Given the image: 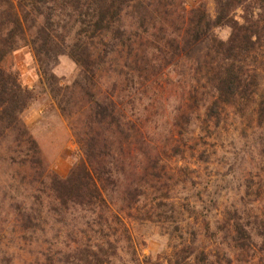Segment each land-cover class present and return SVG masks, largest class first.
Here are the masks:
<instances>
[{"label":"trees","instance_id":"1","mask_svg":"<svg viewBox=\"0 0 264 264\" xmlns=\"http://www.w3.org/2000/svg\"><path fill=\"white\" fill-rule=\"evenodd\" d=\"M204 1L187 9L184 0H0V65L31 46L83 154L65 178L49 169L22 117L33 93L0 66V156L20 176L16 195L23 191L3 202L25 240L52 231L42 244L35 237L42 264H263L255 259L264 218L244 206L194 223L193 237L179 236L165 261L140 259L121 215L175 233L190 224L174 192L195 170L173 161L188 150L200 161L208 155L195 124L214 138L232 114L256 130L264 155V0H214V18ZM219 27L231 29L226 41ZM62 55L78 67L66 85L53 72ZM170 67L182 69V95L163 131ZM209 203L199 208L213 211ZM212 224L227 250L217 260L195 246Z\"/></svg>","mask_w":264,"mask_h":264},{"label":"rangeland","instance_id":"2","mask_svg":"<svg viewBox=\"0 0 264 264\" xmlns=\"http://www.w3.org/2000/svg\"><path fill=\"white\" fill-rule=\"evenodd\" d=\"M184 2L187 9H191L197 7L201 0ZM204 3L214 18L215 1L205 0ZM242 14L241 10L236 13L240 21ZM214 31L216 36L224 41L231 34L228 27H219ZM0 66L6 71L17 73L23 86L32 91L33 101L24 112L23 120L38 141L49 169L62 178L67 177L74 165L83 159V154L69 122L60 113L48 90L31 46L14 51ZM53 72L66 85L74 80L78 67L67 55H62ZM166 72L171 82H165L163 131L168 130V121L172 118L173 109L182 95L181 84H177L182 69L170 67ZM248 124L231 114L220 130L221 134L213 135L214 138H207V133L197 129L199 125L195 124L196 135L203 137L200 144L206 142L204 148L207 149L208 155L200 161L196 152L188 150L185 157H178L173 161L180 167L187 166L190 170H195L194 173L187 174L186 179L182 177L186 182L180 184L174 192L178 209L185 213V218L190 222L187 227L184 226L175 233L174 227L169 224L121 214L130 229L141 260L165 261L171 246L180 241L179 236L190 240L195 231L193 226L202 225L207 216L208 221L219 220L225 211L234 206H244L251 216L260 215L264 218V155L261 152L263 145L259 144L262 140L254 134L256 130L251 129ZM20 185L18 172L0 156V264L3 260V264H42L39 252L44 248L40 244L43 238L52 237V231L49 228L45 235L42 232L36 233L35 237L41 239L40 244L35 242V237L31 238L27 234L28 240H25V234L22 233L16 214L10 206L11 202H3V197L9 198L13 195L17 201L21 200L23 191L17 190V195L14 191L15 186ZM204 201L211 202L209 204L213 211L207 212V209L199 208ZM193 205L197 209H194ZM213 230L212 224L209 233L198 235L195 246L206 248L213 256H218L212 258L217 260L221 259L223 252L227 250L222 236L214 237ZM258 261L264 264V252L258 253L255 262ZM196 262L197 259L193 264Z\"/></svg>","mask_w":264,"mask_h":264}]
</instances>
